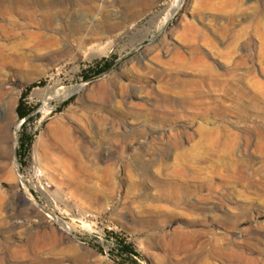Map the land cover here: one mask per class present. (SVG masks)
Instances as JSON below:
<instances>
[{
    "label": "rangeland",
    "instance_id": "374dc122",
    "mask_svg": "<svg viewBox=\"0 0 264 264\" xmlns=\"http://www.w3.org/2000/svg\"><path fill=\"white\" fill-rule=\"evenodd\" d=\"M0 3V264H264V0Z\"/></svg>",
    "mask_w": 264,
    "mask_h": 264
},
{
    "label": "trees",
    "instance_id": "16d2710c",
    "mask_svg": "<svg viewBox=\"0 0 264 264\" xmlns=\"http://www.w3.org/2000/svg\"><path fill=\"white\" fill-rule=\"evenodd\" d=\"M111 67V62H108L107 60H105L104 62L100 63L97 66V69L95 70V73L93 75H98L101 74L102 72H104L106 69ZM93 75H86L84 77L85 80L90 79L91 77H93ZM40 84L38 83H33L31 86H29L27 88V91L24 92L23 97L20 100L19 106L17 108V112L20 116L21 119H31L32 118V114L34 109L28 107L25 104V98L26 96L31 92V90L37 86H39ZM34 139V135H23L20 138V155L22 158L27 156V152L29 150L30 145L32 144ZM120 247H121V253L125 256L123 258V260L121 261L123 264H126L128 261H130V259L133 258L134 255H137V252L134 250V248L131 246V244H128L126 242L121 241L120 242Z\"/></svg>",
    "mask_w": 264,
    "mask_h": 264
},
{
    "label": "bare ground",
    "instance_id": "6f19581e",
    "mask_svg": "<svg viewBox=\"0 0 264 264\" xmlns=\"http://www.w3.org/2000/svg\"><path fill=\"white\" fill-rule=\"evenodd\" d=\"M4 1V0H3ZM1 2H2V0H1ZM1 3H0V14H2V15H4L5 14V12H7L6 10H7V8L5 9H3V8H1ZM5 5H3V7H4ZM53 16V12H51V11H47L46 13H45V17L46 18H50V17H52ZM86 30V29H85ZM73 91H70L68 94H71ZM66 96H67V94H66ZM65 96V97H66ZM131 109V108H130ZM67 132V131H66ZM26 198H29V199H31L32 200V202L34 203V204H36V205H38V202H37V200L34 198V196H33V194L30 192V190L29 189H27V196H26ZM52 217L54 218V219H56V220H58L59 221V218H57L56 216H54V215H52ZM70 233V232H69ZM68 233V234H69ZM35 244H36V242H35ZM36 246V245H35ZM231 246V245H230ZM27 247V246H26ZM220 251V254H225V255H230L231 253L228 251V250H224V249H219ZM25 251H27V248H15V247H13V246H10L9 247V252H10V255H13L14 257H19V256H24L25 255ZM234 256V255H233ZM239 260V259H238ZM35 264H38V263H35Z\"/></svg>",
    "mask_w": 264,
    "mask_h": 264
}]
</instances>
